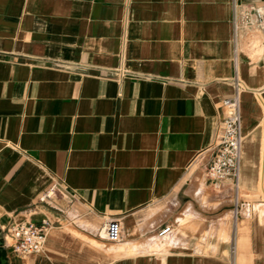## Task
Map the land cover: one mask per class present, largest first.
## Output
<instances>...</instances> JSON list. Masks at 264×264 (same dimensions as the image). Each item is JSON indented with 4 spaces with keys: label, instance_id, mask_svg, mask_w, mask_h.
<instances>
[{
    "label": "crops",
    "instance_id": "0c3cea01",
    "mask_svg": "<svg viewBox=\"0 0 264 264\" xmlns=\"http://www.w3.org/2000/svg\"><path fill=\"white\" fill-rule=\"evenodd\" d=\"M235 2L264 7L0 0L8 264H264V37L248 46L255 29ZM236 76L246 84L240 179L215 190L205 168ZM43 218L52 223L45 249L16 253L12 224ZM115 218L123 234L112 243L100 232Z\"/></svg>",
    "mask_w": 264,
    "mask_h": 264
},
{
    "label": "built area",
    "instance_id": "2783aa9c",
    "mask_svg": "<svg viewBox=\"0 0 264 264\" xmlns=\"http://www.w3.org/2000/svg\"><path fill=\"white\" fill-rule=\"evenodd\" d=\"M235 11L240 15L242 22L248 29H255L264 32V7L259 4H246L239 9L234 3ZM238 8V9H237ZM235 27H238L234 20ZM235 92L221 102L222 126L217 141L212 146V157L206 165L207 184L215 189L221 190L225 184L232 183L235 187L240 179V163L242 153V130H241V92L246 84L238 76L235 77ZM59 185L54 183L41 196V201L51 200ZM52 223L49 219L43 218L40 224L30 220L18 221L12 224L11 229L14 235V250L21 255L40 253L45 249L47 237ZM171 226H164L160 234L170 231ZM105 236L101 237L118 242L122 238L123 225L120 219H110L102 228ZM101 230V231H102ZM195 249L200 251L199 245ZM237 246L232 245V253L235 255Z\"/></svg>",
    "mask_w": 264,
    "mask_h": 264
},
{
    "label": "rangeland",
    "instance_id": "374dc122",
    "mask_svg": "<svg viewBox=\"0 0 264 264\" xmlns=\"http://www.w3.org/2000/svg\"><path fill=\"white\" fill-rule=\"evenodd\" d=\"M254 31H258V30H250L249 36H247L248 37V46L251 47V48L256 47L258 45V43H259V39L261 37H264V36H254L255 35ZM258 35H261V34L259 33ZM180 223H181V219H180ZM175 232L176 231H172L171 233H167L165 238H169L170 234H173ZM160 239H162V237H160ZM112 243H114V242H112ZM19 255H21V254H19ZM37 255H39V253ZM21 256H24V255H21Z\"/></svg>",
    "mask_w": 264,
    "mask_h": 264
},
{
    "label": "water",
    "instance_id": "95a60500",
    "mask_svg": "<svg viewBox=\"0 0 264 264\" xmlns=\"http://www.w3.org/2000/svg\"><path fill=\"white\" fill-rule=\"evenodd\" d=\"M1 234L2 232L0 230V246H1V251H2V255L0 256V261L2 264H8V260L4 257L3 239H2Z\"/></svg>",
    "mask_w": 264,
    "mask_h": 264
},
{
    "label": "bare ground",
    "instance_id": "6f19581e",
    "mask_svg": "<svg viewBox=\"0 0 264 264\" xmlns=\"http://www.w3.org/2000/svg\"><path fill=\"white\" fill-rule=\"evenodd\" d=\"M101 235H102V236H105V232H104V230L101 231Z\"/></svg>",
    "mask_w": 264,
    "mask_h": 264
}]
</instances>
